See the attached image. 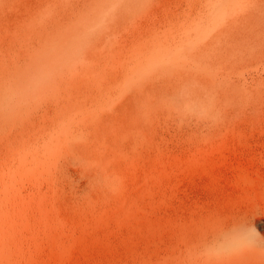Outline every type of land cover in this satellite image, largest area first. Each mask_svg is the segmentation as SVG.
Returning <instances> with one entry per match:
<instances>
[{
	"label": "rangeland",
	"instance_id": "1",
	"mask_svg": "<svg viewBox=\"0 0 264 264\" xmlns=\"http://www.w3.org/2000/svg\"><path fill=\"white\" fill-rule=\"evenodd\" d=\"M254 16L264 0H0V264H198L242 219L264 243Z\"/></svg>",
	"mask_w": 264,
	"mask_h": 264
},
{
	"label": "bare ground",
	"instance_id": "2",
	"mask_svg": "<svg viewBox=\"0 0 264 264\" xmlns=\"http://www.w3.org/2000/svg\"><path fill=\"white\" fill-rule=\"evenodd\" d=\"M232 19L233 17L230 20ZM251 21L256 24H264V16H254V18H251L250 22ZM228 23H232V21ZM194 80L200 83L202 82V79H198L197 77H195ZM219 222L220 224H218L215 229L216 232L214 233L213 231L214 234L212 235L214 236L212 237V241L209 240L210 246L214 245L213 252L215 257L212 256V250L210 251L212 253L209 252L210 255H208V251L206 250L207 259L212 257L214 260L206 262L204 261L206 256L204 258L202 256L203 259L201 258L202 262H200L201 259L199 257L202 255L200 254L197 257L199 258L198 264H238L239 262L243 264L241 261L251 258L264 264V243L251 234L250 227L252 226L250 221L242 219L227 227H224L221 221ZM206 244L209 246L208 242ZM207 246H205V249H208ZM203 252L205 253V251ZM203 252L201 251V253ZM255 261L252 262L257 264Z\"/></svg>",
	"mask_w": 264,
	"mask_h": 264
}]
</instances>
